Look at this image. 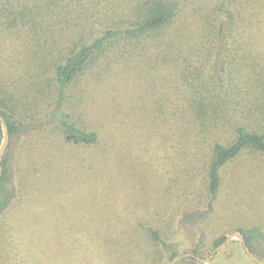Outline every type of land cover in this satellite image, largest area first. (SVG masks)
Segmentation results:
<instances>
[{
  "label": "rangeland",
  "instance_id": "obj_1",
  "mask_svg": "<svg viewBox=\"0 0 264 264\" xmlns=\"http://www.w3.org/2000/svg\"><path fill=\"white\" fill-rule=\"evenodd\" d=\"M120 1L128 5L122 13L99 14L87 26L90 38L135 20L141 0ZM171 1L179 8L167 31L108 45L65 89L61 112L98 133L90 145L64 138L59 91L26 54L30 36L0 28V88L13 87L17 107L0 183V202L11 196L0 240L26 245L19 256L35 264H169L174 251L183 255L175 264H190L186 253L206 259L217 238L256 228L251 251L264 261V152L247 147L227 162L214 201L208 188L216 142L232 143L238 125L264 134V0ZM228 11L234 25L222 35L216 17ZM186 66L193 74L184 77ZM196 73L218 96L209 101L219 118L203 126L180 113L163 122L162 101L167 111L187 107L194 89L185 78ZM250 259L233 236L201 264H255Z\"/></svg>",
  "mask_w": 264,
  "mask_h": 264
},
{
  "label": "trees",
  "instance_id": "obj_2",
  "mask_svg": "<svg viewBox=\"0 0 264 264\" xmlns=\"http://www.w3.org/2000/svg\"><path fill=\"white\" fill-rule=\"evenodd\" d=\"M123 5L128 6L127 2L120 0H0V28L5 31L13 29L16 30L15 32H21L26 36L25 40L27 41V37L30 36L32 43L24 45V47L28 52L26 54L33 60L32 65H35L42 73L50 72L51 80L56 82L59 100L56 104L55 114L60 122L64 138L71 143L94 144L98 141V133L79 127L62 114L61 104L65 89L83 74L85 69L103 53L108 45H116L119 39L131 41L140 35L167 31L179 8H177L178 2L171 0H141L136 6L135 20L106 26L101 30L99 36L93 38L87 35V26L94 27L96 20L99 19V14L103 16L100 17V20L101 18L104 20V17L107 19L108 16H114L117 12L122 13L123 11L117 10L121 9ZM226 16L227 19L216 17L222 35H224L223 31L226 25L230 30L234 25L232 12H226ZM242 44L244 46L242 50L250 47L249 40L244 37L241 40ZM191 70L187 66L184 67L182 72L185 74L183 76L193 74ZM185 82L186 85L188 84L194 89L191 96H185L188 106L184 109L175 107L172 112V110L165 109L162 101V121L166 122V119L178 117L180 113H184V118L197 121L203 126L216 121L220 114L219 107L213 105L209 99L211 97L215 100L218 96L210 95V92H213L208 82H205L202 73H196L191 79L185 78ZM11 87L3 85L0 88V94H4L0 97V114L7 121L10 135L16 129V124L11 118L17 111L16 105L10 102L14 99L13 87ZM236 134V139L229 145L216 142L213 146V155L208 167L210 201H214L218 195L221 183L220 170L227 162L238 156L247 147L264 152L263 133L238 125ZM7 164L8 157L4 156L3 175L0 183L8 172ZM10 199L11 196L7 195L0 202V213L5 210ZM146 229L156 244L166 246L162 234L156 227L147 226ZM255 232H257L256 228L240 231L250 250H253L252 241ZM226 238L227 236L217 238L214 241V246L218 247ZM0 245L3 247V250L0 251V264H35V257L30 259L19 256L20 251H24V248L27 247L26 245L14 244L12 239L9 241L0 240ZM32 248L39 249L34 245ZM193 252L196 255V251ZM176 256L177 253L172 251L170 260ZM184 259H190V264H201L194 257Z\"/></svg>",
  "mask_w": 264,
  "mask_h": 264
},
{
  "label": "water",
  "instance_id": "obj_3",
  "mask_svg": "<svg viewBox=\"0 0 264 264\" xmlns=\"http://www.w3.org/2000/svg\"><path fill=\"white\" fill-rule=\"evenodd\" d=\"M0 123L2 125V130H3V140H2V143L0 145V180H1V177L3 175V165H2V162H3V159H4V155H5V152L7 150V147H8V144H9V141H10V132H9V128H8V124H7V121L6 119L4 118V116H2L0 114ZM233 236H238V238L240 239L241 243H242V246L245 250V252L248 254V256L254 261L256 262L257 264H264V261H262L260 258H258L257 256H255L252 251L250 250V248L248 247L247 243H246V240L244 238V236L240 233V232H236L234 234H230L227 236L226 240L220 244L218 247L215 248V250L212 252V254L204 259V258H201L193 253H186L185 256H188V257H194L196 260L200 261V262H210L212 260V258L215 256V254H217L218 252H220L231 240V238ZM183 257V255H177L176 257H174L170 262L169 264H175L176 262H178L181 258Z\"/></svg>",
  "mask_w": 264,
  "mask_h": 264
}]
</instances>
